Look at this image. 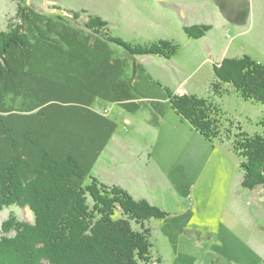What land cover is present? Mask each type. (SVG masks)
<instances>
[{"label": "trees", "instance_id": "trees-1", "mask_svg": "<svg viewBox=\"0 0 264 264\" xmlns=\"http://www.w3.org/2000/svg\"><path fill=\"white\" fill-rule=\"evenodd\" d=\"M65 13L55 19L20 5L19 23L0 32V212L17 206L34 214V223L14 216L3 222L0 264H152L146 223L169 214L91 176L117 129L92 106L101 99L136 113L150 105V122L160 127L164 90L137 58L170 60L179 45H133L104 32L108 23L100 18L80 23L78 13ZM210 30L183 25L196 41ZM112 46L133 59L129 78L128 60L117 58ZM213 73L214 95L228 85L264 107V66L249 56L225 58L213 64ZM166 94L173 111L206 141L233 136L243 188L264 185V118L262 134L233 135L208 98Z\"/></svg>", "mask_w": 264, "mask_h": 264}, {"label": "rangeland", "instance_id": "rangeland-1", "mask_svg": "<svg viewBox=\"0 0 264 264\" xmlns=\"http://www.w3.org/2000/svg\"><path fill=\"white\" fill-rule=\"evenodd\" d=\"M20 5L55 19L65 16V11L78 13L80 23L100 18L108 23L104 32L133 45L162 40L179 45L170 60L138 57L164 90L159 128L150 125V105L128 113L108 104L119 126L117 142L109 150L120 144L128 147L115 170L144 184L148 201L169 214L146 223L152 230V264H264V185L242 187L245 174L233 150V136L228 140L224 135L213 145L165 101L166 92L186 90L189 93L177 95L208 98L220 109L224 130L230 129L233 135L263 133L261 103L244 100L228 85L220 86V96L214 95L216 62L210 61L207 46L217 61L230 47L226 58L249 56L264 66V0H0V32L19 23ZM186 23L210 25L209 45L188 39L183 31ZM112 47L133 71V59ZM10 216L34 223L29 208L12 206L0 212V228Z\"/></svg>", "mask_w": 264, "mask_h": 264}, {"label": "crops", "instance_id": "crops-1", "mask_svg": "<svg viewBox=\"0 0 264 264\" xmlns=\"http://www.w3.org/2000/svg\"><path fill=\"white\" fill-rule=\"evenodd\" d=\"M188 25L189 26H201L200 24H193V23H190V24L188 23ZM208 26H210V25H208ZM211 31H212V27H211L210 32ZM210 32H207L204 37H202L201 39H199L197 41H203L207 45H209L207 43L206 39H207ZM188 39H190V38H188ZM190 40H194V39H190ZM169 41H171V40H169ZM207 50H208V56L210 57V61L220 63L224 58H226L227 56L228 57L230 56L229 52H230L231 48L229 47L228 49H226V51H224V53L221 55V58L219 59V61L213 59V57H212L213 53H212V50L209 48V46H207ZM143 57H145V56H143ZM137 62L140 63L138 58H137ZM129 68L130 67L128 66V69L126 72V76H128V78L132 75V72H131V70H129ZM144 70H145V67H144ZM146 72L151 76L153 82H159L160 83V81L156 80L151 73H149L147 70H146ZM184 93H189V92H187L185 90V92H180V93L178 92L177 94H184ZM100 102H103V104H101ZM98 103H99V105L96 107V104H98ZM108 104L119 105L118 103H108V102L103 101L101 99H97L94 102L92 108L95 111L103 114L104 116H106V117L110 118L111 120H113L114 122H116L110 116L111 109H110V107H108ZM126 121L130 123L129 119H126ZM150 125H152V124L150 123ZM118 127L119 126L117 123V129H118ZM157 128H159V127H157ZM117 129H116L114 135H112V138L110 139L106 148L104 149V151L100 155V157L98 159L99 161H97V163L95 164V166L91 172V175H93V177H96L102 184H105L108 186L122 187L123 189L128 191L136 200H142V199L149 200V198L144 193V188H145L144 184H142L141 182H139L135 178L130 177L128 179L125 177V175H120L119 172L115 170L116 166L119 164L120 160L123 159V154L125 153V151L127 153V150H128V147L125 144L123 146L120 144V146H116L114 149L109 150L110 145L117 142L115 140ZM141 181H143V179H141Z\"/></svg>", "mask_w": 264, "mask_h": 264}]
</instances>
